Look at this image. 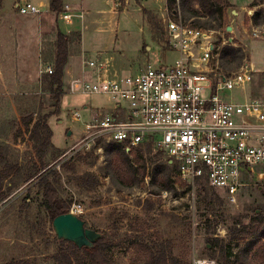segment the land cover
Here are the masks:
<instances>
[{
	"label": "rangeland",
	"instance_id": "rangeland-1",
	"mask_svg": "<svg viewBox=\"0 0 264 264\" xmlns=\"http://www.w3.org/2000/svg\"><path fill=\"white\" fill-rule=\"evenodd\" d=\"M2 1L5 9L14 10L12 5L26 0ZM28 1L34 5L44 3L39 7L42 12L45 10L46 0ZM116 3L120 18L119 50L112 52V56L116 64L127 66L117 69L121 74L135 73L147 62L159 64L174 58L175 54L166 46L164 19L173 18L166 0ZM233 8H224L220 21L207 16L188 18L184 11L181 15L202 28L214 24L220 51L226 45L242 49L241 62L224 59L221 64L219 55L216 57L217 69L227 74L248 62V52L258 60L262 57V41L253 36L264 33V7L252 14L244 11L238 17L232 13ZM52 18L57 20L59 16L52 13ZM58 23L66 22L59 18ZM242 35L248 36L244 42L248 52L240 42ZM70 37L74 45L78 37ZM53 38L54 34L43 41L41 60L26 55L14 60V68L0 64V264H57L58 253H69V244L56 237L42 205L44 183L53 185L69 209L79 210L87 228L108 238L107 252L113 264H191L193 257L209 258L216 264L218 255L209 254L214 238L222 239L224 245L235 242L227 235L232 225L230 217L239 215L248 224L254 210L264 215V165L252 166L253 173L244 175L246 185L240 188L233 203L222 190L212 189L205 182L191 187L176 171L171 175L175 187L170 191L155 192L147 173L140 185L125 186L108 171L100 142L96 145L102 151L68 152L83 130L82 121L74 120L71 113L80 111L83 118L92 112L102 115L110 112L113 99L108 94L68 92L65 72L60 91L56 85L49 90L45 69L50 60L44 56V50ZM53 45L55 41L49 53ZM36 62L39 64L35 70ZM41 120L50 127L51 141L60 148L51 141V145L44 147L43 133L38 138L30 133L34 123ZM156 151L152 149L144 155L147 166L164 161V155ZM45 169L42 177L27 181L38 170ZM79 176L88 180L87 186L79 185Z\"/></svg>",
	"mask_w": 264,
	"mask_h": 264
},
{
	"label": "built area",
	"instance_id": "built-area-1",
	"mask_svg": "<svg viewBox=\"0 0 264 264\" xmlns=\"http://www.w3.org/2000/svg\"><path fill=\"white\" fill-rule=\"evenodd\" d=\"M16 9L20 14L41 12L28 1H19ZM58 16L70 22L81 14L64 4ZM164 23L166 46L175 54L172 60L147 62L135 73L121 74L112 58L84 59V73L66 78L70 93H101L113 99L108 113L92 112L85 118L80 111L71 113L82 121L83 130L68 152L102 151L98 142H118L126 151L150 144L175 164L188 185L205 182L234 203L246 185L244 175L252 166L264 165V84L258 96L243 101L227 98V92L252 82L251 64L224 73L217 69V30L194 26L180 14ZM261 188L264 195V182ZM69 211L79 214L76 207ZM191 264L215 261L193 257Z\"/></svg>",
	"mask_w": 264,
	"mask_h": 264
},
{
	"label": "trees",
	"instance_id": "trees-1",
	"mask_svg": "<svg viewBox=\"0 0 264 264\" xmlns=\"http://www.w3.org/2000/svg\"><path fill=\"white\" fill-rule=\"evenodd\" d=\"M262 2L263 0H253L250 5H260ZM228 6H231V4L227 0H166V8L173 18H176L178 14L181 16L184 11L188 18L207 16L211 20L220 21L223 9ZM49 8L52 12L58 14L63 10L62 0H50ZM185 18L182 19L186 21ZM203 28L216 30V26L211 23ZM71 35H77L79 39L78 32ZM69 36L60 32L57 33L53 71L47 74L45 78L49 90H52L55 85L59 91L62 87L63 71L68 58ZM243 56L240 47L226 45L219 51L221 64L224 59L230 63L234 61L241 62ZM40 132L43 133L41 142L44 147L51 145L52 131L45 120L35 122L30 133L38 138ZM101 144H103L108 171L125 186L140 185L144 182L147 173L153 189H156L155 192L174 189L175 182L171 178L172 172L176 171L174 163L164 158V161L151 162L148 165L150 168L147 166L144 155L152 151L153 148L150 144L138 145L130 151H126L123 145L118 142ZM155 153L163 156V153L159 150ZM41 170H38L32 178L29 177L27 181L35 176L36 179L42 177L46 169ZM78 179H81V184H79L81 187L87 186L85 183L88 180L83 179L82 176H79ZM42 205L51 222L57 215L69 212V204L59 197L57 190L50 183H44ZM253 212L248 224H244L239 215L230 217L232 225L228 228L227 235L229 237L231 235L230 239L235 241L233 245L227 243L224 245L221 242L222 239L214 238L209 254L212 257L218 255L216 264H264V215L262 211L257 212L254 210ZM62 241L69 244L70 251L69 253H58L55 259L57 264H113L107 252L109 241L105 236L98 237L92 242L91 246L78 247L71 241L64 239ZM11 264H27V262L11 261Z\"/></svg>",
	"mask_w": 264,
	"mask_h": 264
},
{
	"label": "crops",
	"instance_id": "crops-1",
	"mask_svg": "<svg viewBox=\"0 0 264 264\" xmlns=\"http://www.w3.org/2000/svg\"><path fill=\"white\" fill-rule=\"evenodd\" d=\"M227 1L234 7L232 13L237 14V17L244 11L252 14L256 9L264 7V0L260 5L255 6L250 5L253 0L245 2L240 0ZM49 3L50 0H46L45 10L43 12L40 10L39 5H44V3L40 2L36 5L41 11V14H20L16 9V4L12 5L14 10H11V8L5 9L3 1L0 3V64H4L10 69L14 68L16 66L14 60L26 55L32 56L34 60H41L43 53L42 43L44 40L46 41L54 34L53 40L56 43L58 32L68 36H72V33L78 32L79 39L74 45H72L73 39L69 36L68 58L63 74L65 72L68 76L82 75L85 70L82 65V60L87 59V54H93L101 58H112L116 70L119 69V67H127L123 64H116L112 56V52L119 50L118 37L120 18L116 10V0H62V4L69 5L72 12L81 14V17L75 16L76 20H71L62 25L58 23L59 18L57 20L52 18V13L54 12L50 10ZM255 26L256 25L252 24L253 28H256ZM247 37L246 35L240 37V42L246 50L247 47L244 45V42H247ZM253 37L262 41L261 60L256 59L253 53L247 50L248 63L251 64L254 69L253 79L251 83L236 87L232 91L227 92L226 97L231 100L243 101L258 96L262 91L264 84V33H261L260 37L254 34ZM231 39L234 38L232 37ZM53 40H50L51 44L54 42ZM70 46H74L72 50ZM50 47L45 48L44 56L50 60L46 68L49 67L52 69L54 67L53 59L55 45H53L49 53ZM146 48L148 49V47ZM38 64L37 62L34 64L35 70ZM51 64H53V66ZM52 144L54 145L53 142ZM54 146L58 147L56 145ZM249 173L250 174L246 176H250L253 170L251 169Z\"/></svg>",
	"mask_w": 264,
	"mask_h": 264
},
{
	"label": "water",
	"instance_id": "water-1",
	"mask_svg": "<svg viewBox=\"0 0 264 264\" xmlns=\"http://www.w3.org/2000/svg\"><path fill=\"white\" fill-rule=\"evenodd\" d=\"M230 28L228 26L227 30ZM70 133L67 132L68 135ZM51 224L57 238L71 241L78 247L91 246L92 242L100 237V234L85 226V221L79 215L70 211L54 217Z\"/></svg>",
	"mask_w": 264,
	"mask_h": 264
}]
</instances>
